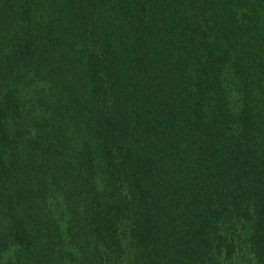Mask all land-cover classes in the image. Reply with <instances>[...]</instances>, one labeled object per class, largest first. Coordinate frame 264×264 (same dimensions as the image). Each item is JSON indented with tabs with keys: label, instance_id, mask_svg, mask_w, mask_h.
Masks as SVG:
<instances>
[{
	"label": "trees",
	"instance_id": "1",
	"mask_svg": "<svg viewBox=\"0 0 264 264\" xmlns=\"http://www.w3.org/2000/svg\"><path fill=\"white\" fill-rule=\"evenodd\" d=\"M40 1L0 0V243L23 264L62 258L36 211L61 177L88 203L80 264H264V0H51L71 28L49 49ZM49 53L71 136L48 115L29 136L8 84Z\"/></svg>",
	"mask_w": 264,
	"mask_h": 264
},
{
	"label": "rangeland",
	"instance_id": "2",
	"mask_svg": "<svg viewBox=\"0 0 264 264\" xmlns=\"http://www.w3.org/2000/svg\"><path fill=\"white\" fill-rule=\"evenodd\" d=\"M51 3V0H42L38 4V22H41L44 29L37 33V38L39 40L38 44L42 49L50 48V42L58 37L60 30L71 28L68 16L54 11ZM52 21L56 26L53 31L46 29L49 26L51 27ZM1 42L4 48L10 43L3 38L0 44ZM60 53H67V50L63 47L60 49ZM45 57H47V60H45ZM55 63L57 61H55V58L54 60L50 59V53L45 54L44 61L39 62L36 58V61L27 65L26 70L11 76L8 81L9 86L12 85V89L16 90L17 95H19L22 111H30L31 117L24 118L22 123V126L24 125V128H26L24 130L29 136L41 130L47 115L49 123H60L64 129H68L69 135L76 128V126L72 127L73 123L71 125V117L69 116V112L74 108V105L70 102L72 96L61 85V77L55 72L53 67H56ZM58 64L61 68L68 70L66 72L68 74L62 77H65V79L71 78L74 81L73 74L69 72L70 63ZM76 67L79 75L76 76V80L81 85L84 81L83 74H81L84 73L82 61ZM4 88L5 86H1L0 91H4ZM22 145L26 148V152H33L32 143L29 144L25 140ZM25 157L26 155H24ZM35 169L38 170L39 168ZM51 180V178L48 179L49 182ZM58 181H60V184ZM49 182H47L49 186L42 190V196L37 204L35 200L37 213L40 214L42 212V223L39 225L37 233L40 236L46 235L49 237L51 235L55 241L60 240L59 236L62 237L63 256L58 260L49 257L48 259H52L53 264H80L81 257L84 256L86 259H90L91 255L96 254L94 244L85 237V234H82V236L75 235V229L81 228V223L77 218L82 215L83 209V217L85 216L88 203L80 198H74L64 186L61 177H57L54 184ZM6 228V222L0 223V230H6ZM6 242L9 245L4 247ZM31 246L33 250L34 247L33 245ZM0 247H3L0 248V264H23V261H26L24 257L17 256L12 238H7L3 245L1 242Z\"/></svg>",
	"mask_w": 264,
	"mask_h": 264
}]
</instances>
